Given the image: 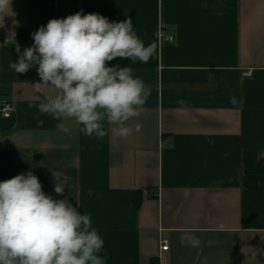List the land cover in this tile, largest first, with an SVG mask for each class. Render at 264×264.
<instances>
[{
	"label": "crops",
	"instance_id": "0c3cea01",
	"mask_svg": "<svg viewBox=\"0 0 264 264\" xmlns=\"http://www.w3.org/2000/svg\"><path fill=\"white\" fill-rule=\"evenodd\" d=\"M80 10L131 17L156 45L147 63L108 62L151 88L131 136L88 137L72 120L62 132L39 110L55 89L33 86L36 67L11 68L33 31ZM0 101L15 107L0 119V181L31 170L46 193L78 199L107 264H264V0H9Z\"/></svg>",
	"mask_w": 264,
	"mask_h": 264
},
{
	"label": "clouds",
	"instance_id": "9594fccd",
	"mask_svg": "<svg viewBox=\"0 0 264 264\" xmlns=\"http://www.w3.org/2000/svg\"><path fill=\"white\" fill-rule=\"evenodd\" d=\"M8 4L0 0V11ZM31 35L33 45L17 49L11 68L26 73L36 67L41 80L33 86L55 89L39 110L61 121L59 130L71 133L66 120L80 125L88 137L108 131L128 137L140 130L139 124L134 130L127 122L140 114L151 88L130 66L108 64L117 57L147 63L156 54L155 43L143 41L131 17L113 21L80 10L50 19ZM230 102L238 103L237 97ZM54 176V191L62 196L67 184ZM76 201L46 193L31 170L0 181V264H107L104 238Z\"/></svg>",
	"mask_w": 264,
	"mask_h": 264
},
{
	"label": "built area",
	"instance_id": "2783aa9c",
	"mask_svg": "<svg viewBox=\"0 0 264 264\" xmlns=\"http://www.w3.org/2000/svg\"><path fill=\"white\" fill-rule=\"evenodd\" d=\"M169 41H173L174 38H169ZM246 76H249L250 73H246ZM15 107L11 102L8 101H0V119H9L13 116ZM158 195V194H156ZM170 249V242L168 239H163L161 250L168 251Z\"/></svg>",
	"mask_w": 264,
	"mask_h": 264
},
{
	"label": "trees",
	"instance_id": "16d2710c",
	"mask_svg": "<svg viewBox=\"0 0 264 264\" xmlns=\"http://www.w3.org/2000/svg\"><path fill=\"white\" fill-rule=\"evenodd\" d=\"M15 111V110H14ZM141 203V201H139V204ZM162 246V245H161ZM158 263V261H155V264H157Z\"/></svg>",
	"mask_w": 264,
	"mask_h": 264
}]
</instances>
